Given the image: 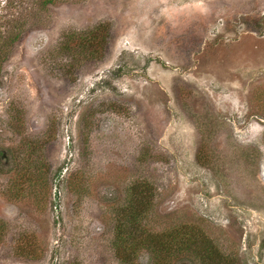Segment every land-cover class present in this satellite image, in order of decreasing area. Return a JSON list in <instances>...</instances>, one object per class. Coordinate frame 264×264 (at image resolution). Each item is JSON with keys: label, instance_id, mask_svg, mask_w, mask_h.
Returning a JSON list of instances; mask_svg holds the SVG:
<instances>
[{"label": "rangeland", "instance_id": "374dc122", "mask_svg": "<svg viewBox=\"0 0 264 264\" xmlns=\"http://www.w3.org/2000/svg\"><path fill=\"white\" fill-rule=\"evenodd\" d=\"M94 30L102 45L74 46ZM14 37L0 264H126L134 199L144 233L192 228L264 264V0H0V46Z\"/></svg>", "mask_w": 264, "mask_h": 264}, {"label": "trees", "instance_id": "16d2710c", "mask_svg": "<svg viewBox=\"0 0 264 264\" xmlns=\"http://www.w3.org/2000/svg\"><path fill=\"white\" fill-rule=\"evenodd\" d=\"M52 1L49 0V2ZM104 26V24H101L99 29ZM14 39L15 37L10 42L0 46V64ZM102 40L106 42V38ZM102 44L95 30L87 34L86 37H74V46L76 48L87 45L92 50L94 46ZM135 205L134 199L131 201V208L124 211L127 219L120 220L117 225L115 248L118 258L122 262L135 264L138 252L146 250L151 254L154 264H163V262H167V259L170 260L177 255L192 256L201 264H236L232 257L223 254L213 240L202 231L179 227L175 232L168 235L159 236L157 233H144L142 228L145 227L141 221L143 220L142 217L147 213V209L146 207L143 208V203H138V208L141 210H138Z\"/></svg>", "mask_w": 264, "mask_h": 264}]
</instances>
